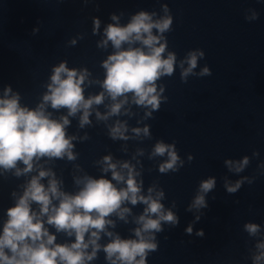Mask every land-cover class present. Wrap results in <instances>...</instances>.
I'll list each match as a JSON object with an SVG mask.
<instances>
[{"label":"clouds","instance_id":"clouds-1","mask_svg":"<svg viewBox=\"0 0 264 264\" xmlns=\"http://www.w3.org/2000/svg\"><path fill=\"white\" fill-rule=\"evenodd\" d=\"M248 12L247 21L258 19L255 9ZM161 13L139 10L124 24L123 13L110 16L112 23L104 28L103 39L97 44L103 50L109 45L112 48L100 62L103 79L93 77L87 68H70L61 62L53 67L46 91L34 108L22 105L20 94L14 93L10 86L4 88L0 97V176L11 173L19 178L36 174L21 186L22 194L11 193L15 202L7 208L0 232V264H90L101 251L107 264H146L148 254L157 250L155 234L163 231L162 224L178 225L176 213L162 202L164 190L152 184L145 192L142 171L136 166L140 164L138 160L133 164L105 155L96 162L99 177L87 173L73 176L74 192L65 190L64 181L57 178L52 167H46L49 161H75L74 142L89 139L87 134L69 135L70 117L78 116V128L84 129L92 125L91 117L95 115L97 121L105 123L112 141L151 139L150 125L144 124V120L152 118L168 100L165 86L159 81L173 76L177 66L183 83L189 77L212 74L207 66L196 72L199 60L205 56L202 50H190L179 60L176 52L169 50L165 34L172 31L173 16L167 4L161 7ZM93 23V34H99L100 20L94 19ZM75 43L73 40L72 44ZM93 86L100 91L86 95L87 88ZM101 105L104 113L99 111ZM133 106L144 110L143 117L137 120L142 127H132L127 119H120L135 117ZM61 110H66V115L55 118L53 112ZM113 117L117 119L108 124ZM143 155L144 150L137 149L132 159ZM258 155L253 152L254 157ZM155 157H166L158 165L161 174L177 172L184 166L175 143L157 141L148 158ZM188 159L192 161L193 156ZM224 163L230 172L239 175L250 164V158L229 159ZM259 167L264 169V164ZM76 170L83 171L79 165ZM45 180L46 184L42 182ZM253 180L225 179L224 187L228 194H235ZM215 188V178L202 180L187 211L208 208L207 196ZM33 205L38 207L34 209ZM137 205H143V210L133 216L132 208ZM128 217H133L131 222L137 225L131 229L135 238H122L109 230L116 227V220L129 223ZM199 219L197 216L196 220ZM46 224L56 233L71 238V242L56 243L57 236ZM187 231L191 233V227ZM243 231L254 241L247 258L251 264H264V227L249 221L244 223ZM102 234L109 239L103 245L99 243ZM197 234L202 236L203 232Z\"/></svg>","mask_w":264,"mask_h":264}]
</instances>
